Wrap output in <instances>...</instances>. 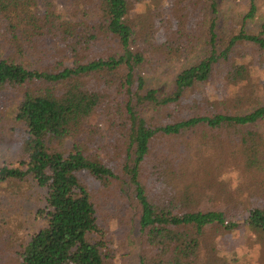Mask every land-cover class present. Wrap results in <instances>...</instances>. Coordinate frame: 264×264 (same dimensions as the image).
<instances>
[{"label": "trees", "instance_id": "obj_1", "mask_svg": "<svg viewBox=\"0 0 264 264\" xmlns=\"http://www.w3.org/2000/svg\"><path fill=\"white\" fill-rule=\"evenodd\" d=\"M228 6L0 0V123L18 133L0 185L46 190L20 264H112L85 177L119 184L155 254L139 264H210L213 234L264 236V0ZM189 58L169 89L147 85L151 61Z\"/></svg>", "mask_w": 264, "mask_h": 264}, {"label": "rangeland", "instance_id": "obj_2", "mask_svg": "<svg viewBox=\"0 0 264 264\" xmlns=\"http://www.w3.org/2000/svg\"><path fill=\"white\" fill-rule=\"evenodd\" d=\"M240 8L243 10V1ZM237 0H229L227 16H232ZM240 10V11H241ZM253 59V58H252ZM191 58L173 62L158 63L151 61L144 68L143 75L149 87L169 89L173 77L188 66ZM255 69L263 67L262 60H255ZM10 99H3L4 112L9 107ZM11 122L5 120L0 123L1 145H14L18 136L17 132L10 129ZM70 141H66L64 149H69ZM4 156V158L2 157ZM109 157H114L110 151ZM12 158L8 159L0 152V167L10 165ZM214 187L219 188L225 181V186L234 189L233 173L222 174L215 172L213 175L204 174ZM84 183L88 187L97 207L100 226L105 230L107 250L112 257V264H139L141 259L148 260L154 257V252L144 249V240L140 237L138 229L133 231L135 223L128 222V207L126 199L120 192L119 184L115 181L104 186L85 177ZM46 190L38 188L32 181L21 183L8 182L0 185V264H20L17 252L19 246L24 244L31 234L45 227L44 221L37 216V212L45 208ZM215 235L210 238V243L216 249L208 256L210 264H223L236 262L238 264H264V236L250 234L247 229L240 228L233 234L220 232L214 241ZM147 254L145 256L144 254Z\"/></svg>", "mask_w": 264, "mask_h": 264}]
</instances>
